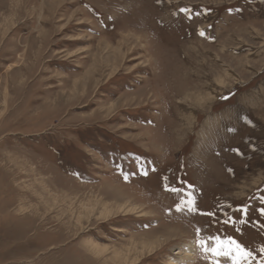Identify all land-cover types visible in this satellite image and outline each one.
Returning a JSON list of instances; mask_svg holds the SVG:
<instances>
[{"label": "rangeland", "instance_id": "374dc122", "mask_svg": "<svg viewBox=\"0 0 264 264\" xmlns=\"http://www.w3.org/2000/svg\"><path fill=\"white\" fill-rule=\"evenodd\" d=\"M261 209L264 0H0V264H261Z\"/></svg>", "mask_w": 264, "mask_h": 264}, {"label": "snow or ice", "instance_id": "6c2138e0", "mask_svg": "<svg viewBox=\"0 0 264 264\" xmlns=\"http://www.w3.org/2000/svg\"><path fill=\"white\" fill-rule=\"evenodd\" d=\"M183 11H186V9H183ZM203 31L201 32V35H203ZM228 97H225L227 99ZM234 129H229V131H233ZM144 175H147V171L143 173ZM124 179L127 180L128 176L125 175ZM191 188L192 185H189ZM174 193H179L181 191L180 188L173 187L170 189ZM195 207V201L193 199L188 200H182L181 203L176 205V211L181 212L184 210L192 211ZM246 212V209L244 210ZM262 214H264V209H261ZM218 239V238H217ZM229 243L231 245H234V248L230 249L229 251H220L218 248H213L211 251L216 253L217 255H225V256H231L232 252L234 251L236 255L233 257L234 264H242V261L249 260V258H253V254L250 251H247L240 243L236 242L235 240H230ZM201 246L203 247L205 245V241H200ZM205 251H208L207 248H205ZM264 251V249H262ZM179 264H187L185 261H180ZM250 264V260H249ZM261 264H264V261L261 262Z\"/></svg>", "mask_w": 264, "mask_h": 264}, {"label": "bare ground", "instance_id": "6f19581e", "mask_svg": "<svg viewBox=\"0 0 264 264\" xmlns=\"http://www.w3.org/2000/svg\"><path fill=\"white\" fill-rule=\"evenodd\" d=\"M199 143V142H198Z\"/></svg>", "mask_w": 264, "mask_h": 264}]
</instances>
